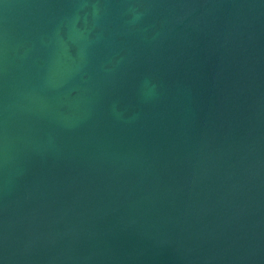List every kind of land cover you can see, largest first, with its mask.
Here are the masks:
<instances>
[{
  "label": "water",
  "instance_id": "obj_1",
  "mask_svg": "<svg viewBox=\"0 0 264 264\" xmlns=\"http://www.w3.org/2000/svg\"><path fill=\"white\" fill-rule=\"evenodd\" d=\"M0 264H264V0H0Z\"/></svg>",
  "mask_w": 264,
  "mask_h": 264
}]
</instances>
